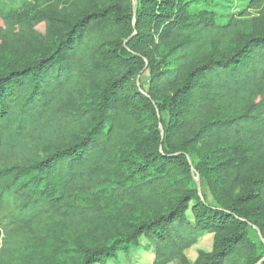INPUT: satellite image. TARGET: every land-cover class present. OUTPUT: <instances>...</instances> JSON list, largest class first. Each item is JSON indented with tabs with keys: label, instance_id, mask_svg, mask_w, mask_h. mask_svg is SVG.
I'll list each match as a JSON object with an SVG mask.
<instances>
[{
	"label": "trees",
	"instance_id": "trees-1",
	"mask_svg": "<svg viewBox=\"0 0 264 264\" xmlns=\"http://www.w3.org/2000/svg\"><path fill=\"white\" fill-rule=\"evenodd\" d=\"M247 5L264 11V0ZM76 7L60 40L0 71V209L11 195H41L38 212L92 239L74 264L105 263L142 237L155 247L154 264H190L185 253L205 231L214 248L195 264H264V33L233 47L238 21L197 19L188 0ZM20 10L0 8L1 45L49 20ZM144 70L146 93L136 85ZM193 168L214 191L222 180L217 206L189 186ZM100 187L125 207L116 224L71 201Z\"/></svg>",
	"mask_w": 264,
	"mask_h": 264
},
{
	"label": "rangeland",
	"instance_id": "rangeland-1",
	"mask_svg": "<svg viewBox=\"0 0 264 264\" xmlns=\"http://www.w3.org/2000/svg\"><path fill=\"white\" fill-rule=\"evenodd\" d=\"M81 1L51 0L46 4L31 2L26 8V5L23 4L25 0H0V8L6 11L21 9L20 13L24 14L26 18L40 15L49 19L36 28L37 35L33 37L15 38L9 45H1L0 42V71L8 65L31 59L35 54L45 50L48 42L60 40L64 30L62 21L66 20V12L70 10L67 15L68 19L78 15L82 10H77L76 6ZM131 1L136 8L137 0ZM188 2L197 19L203 18L221 25L238 21L243 36L232 44L233 47L240 45L244 37L255 33H264V11L249 8L247 0H188ZM159 54L165 56L167 50L161 49ZM149 81V71L144 70L138 76L136 85L146 93ZM163 116L168 121L167 113H164ZM193 152L195 151L189 155V161L194 167L197 160ZM118 155L120 156L119 153ZM259 165L261 166L260 162L254 168H258ZM213 176H215L214 173ZM28 179L32 178L23 179L18 187L27 185ZM221 182L222 180L216 182L217 189L214 191L208 181L193 168L192 182L189 186H196L200 196L208 204L217 206L214 193L220 192ZM35 195L37 198L34 197ZM40 198L41 195L30 190L19 198L11 195L4 199L0 209V264H74L79 249L91 244L92 239L71 231L52 212H38L36 200ZM71 201L80 208L96 210L101 217L100 223L105 225L116 224L117 217L120 218L122 211L125 210L123 204L107 193L103 187L78 190L72 194ZM135 214L138 213L135 212ZM188 216L193 222L191 212H188ZM248 236L261 252L263 238L260 230L251 225L248 229ZM196 240V244L185 253L190 264H195L202 252H212L215 234L209 231L201 232L197 235ZM154 258V245L142 237L139 245L132 247L129 252H120L117 258L101 264H154ZM235 264H247V262L244 259H239Z\"/></svg>",
	"mask_w": 264,
	"mask_h": 264
}]
</instances>
